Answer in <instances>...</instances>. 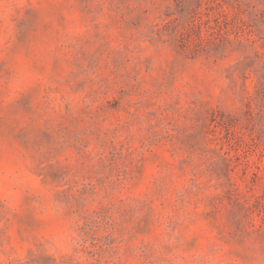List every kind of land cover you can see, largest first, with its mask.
I'll return each mask as SVG.
<instances>
[{
  "label": "rangeland",
  "instance_id": "1",
  "mask_svg": "<svg viewBox=\"0 0 264 264\" xmlns=\"http://www.w3.org/2000/svg\"><path fill=\"white\" fill-rule=\"evenodd\" d=\"M0 264H264V0H0Z\"/></svg>",
  "mask_w": 264,
  "mask_h": 264
}]
</instances>
